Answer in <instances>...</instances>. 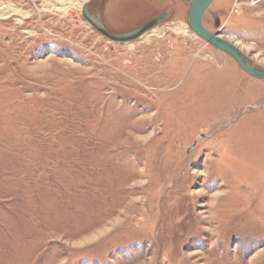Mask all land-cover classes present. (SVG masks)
Wrapping results in <instances>:
<instances>
[{"label": "rangeland", "instance_id": "rangeland-1", "mask_svg": "<svg viewBox=\"0 0 264 264\" xmlns=\"http://www.w3.org/2000/svg\"><path fill=\"white\" fill-rule=\"evenodd\" d=\"M0 1L28 13L0 17V264H264V82L192 33L194 0H86L115 33L170 14L125 44ZM207 10L264 70V0Z\"/></svg>", "mask_w": 264, "mask_h": 264}, {"label": "water", "instance_id": "water-1", "mask_svg": "<svg viewBox=\"0 0 264 264\" xmlns=\"http://www.w3.org/2000/svg\"><path fill=\"white\" fill-rule=\"evenodd\" d=\"M217 0H194L191 3H187L190 7L189 10V27L198 38L205 41L208 45L214 49L221 51L222 53L228 55L232 58L246 74L250 77L255 78L259 81L264 82V70L251 67L248 64L246 56L240 49H238L234 44H231L223 40L219 33L213 34L205 29L203 26V16L205 12L210 7V5ZM82 17L85 21L95 29L101 36L107 39L109 42L114 43H130L142 38L145 34L150 32L152 29L158 27L159 25L166 22L170 16L168 12H163V14L149 21L148 23L140 26L139 28L125 33H114L110 32L105 28L102 21L99 19L100 13L94 16L90 14L87 7L83 6Z\"/></svg>", "mask_w": 264, "mask_h": 264}, {"label": "bare ground", "instance_id": "bare-ground-1", "mask_svg": "<svg viewBox=\"0 0 264 264\" xmlns=\"http://www.w3.org/2000/svg\"><path fill=\"white\" fill-rule=\"evenodd\" d=\"M84 2H86V0H49L48 2H45L43 4V7L49 10L50 12L53 11L56 13L62 12L65 14V12L71 9H75V10L82 12ZM13 16H18L21 19H25L24 17L27 18L28 13L23 11L22 9H20L19 7L15 5L7 4V3L0 1V17L3 19H9L10 17H13ZM18 21H21V20H18ZM174 30L178 33L186 32L187 26L182 25V24H177ZM145 35L143 37H145Z\"/></svg>", "mask_w": 264, "mask_h": 264}, {"label": "flooded vegetation", "instance_id": "flooded-vegetation-1", "mask_svg": "<svg viewBox=\"0 0 264 264\" xmlns=\"http://www.w3.org/2000/svg\"><path fill=\"white\" fill-rule=\"evenodd\" d=\"M89 1V3H95L96 1L95 0H88ZM106 1H108V0H99V1H97L100 5H102V9H104L105 8V5H106ZM122 2H123V0H122ZM216 2V1H215ZM215 2H213L211 5H213ZM239 2V0H237V3ZM90 5V4H89ZM211 5H210V7H211ZM209 7V8H210ZM208 8V9H209ZM207 10V9H206ZM208 11V10H207ZM206 11V12H207ZM206 12H205V14H206ZM239 13V11H235V13L234 14H238ZM205 14H204V16H203V26L205 27V22H204V19H205ZM234 14H232V15H234ZM216 22V26H218V27H220L221 26V21L220 20H215ZM103 23V22H102ZM105 26V25H104ZM105 28H107L106 26H105ZM206 29V28H205ZM107 30L108 31H110V32H112L109 28H107ZM115 33V32H114Z\"/></svg>", "mask_w": 264, "mask_h": 264}]
</instances>
